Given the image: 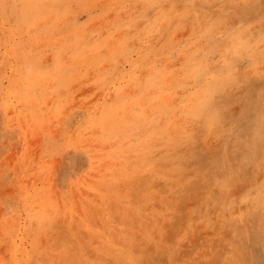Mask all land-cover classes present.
<instances>
[{"label":"rangeland","instance_id":"obj_1","mask_svg":"<svg viewBox=\"0 0 264 264\" xmlns=\"http://www.w3.org/2000/svg\"><path fill=\"white\" fill-rule=\"evenodd\" d=\"M118 3L0 0V264H264V227L212 183L222 142L159 114L124 127L130 65L96 47ZM25 63L60 70L32 87ZM260 89L242 77L219 101L241 139ZM254 179L246 169L233 194Z\"/></svg>","mask_w":264,"mask_h":264},{"label":"clouds","instance_id":"obj_2","mask_svg":"<svg viewBox=\"0 0 264 264\" xmlns=\"http://www.w3.org/2000/svg\"><path fill=\"white\" fill-rule=\"evenodd\" d=\"M254 5L264 6V0H119L96 47H111L113 59L130 65L136 95L124 127L159 114L179 121L186 135L195 127L206 139L222 142L221 174L212 176V183L225 210L264 227V179L233 194L246 169L264 174V89L256 94L243 139L237 122L226 117L231 105L219 102L242 77L264 79V16L240 18L242 8ZM59 70V64L41 70L25 63L21 78L35 87ZM229 146L238 159L229 158Z\"/></svg>","mask_w":264,"mask_h":264}]
</instances>
